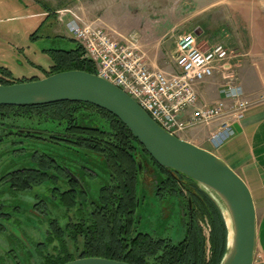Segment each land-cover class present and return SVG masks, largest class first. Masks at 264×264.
Returning <instances> with one entry per match:
<instances>
[{"label": "rangeland", "instance_id": "374dc122", "mask_svg": "<svg viewBox=\"0 0 264 264\" xmlns=\"http://www.w3.org/2000/svg\"><path fill=\"white\" fill-rule=\"evenodd\" d=\"M9 1L0 0V68H7L9 78L15 79L44 78L42 68H48L52 62L45 49L76 46L78 42L69 37L67 33H70L61 25L73 13L83 21L106 26L115 36L139 32L150 64L153 62L157 64L156 68L167 71L175 70L173 55L175 57L177 53L181 35L202 27L207 31V37H198L202 47L228 42L232 58L238 52L237 39H242L243 34L246 37L252 28L256 29L258 22H264V0H63V4L57 2L51 7L53 11L67 10L63 18L61 13L56 14L57 18L54 14L43 17L45 25L41 27L40 19L29 16L34 11L32 5L22 6L14 12L5 9ZM39 7L44 9L45 5ZM19 15L26 16L17 17ZM56 28L63 29L67 36L61 31V35L57 34ZM33 33L37 35L35 38ZM224 69L235 75L227 65ZM222 83L223 79L220 89ZM262 97L264 100V95L260 99ZM88 110L80 112L78 116L82 121L79 122L96 126L99 115L95 117V113ZM0 122L4 129L0 131V264H45L47 257L60 252V242L52 238L56 235L50 223L52 219L59 220L68 252L77 259L84 248V238L69 237L65 228L69 216L76 218V209L66 215L67 208L54 197V188L62 192L75 185L86 189L89 195L85 199L78 192L77 207L82 205L89 211L98 202L101 185L108 180L105 163L87 149L80 148V153H76L73 151L76 147L67 146L63 139L68 133L66 120L39 115L5 120L1 117ZM198 133L199 130L194 129L181 132L179 137L203 145ZM62 135L64 143L52 138H61ZM51 146L60 150L50 149L48 152L56 154L68 170L59 173L55 182L42 180L21 188L19 178L26 175L23 170L34 164V154H38V160L40 158L41 154L36 150L43 151ZM134 146L138 147L137 144ZM135 152L144 160L143 174L137 184L139 206L135 214V230L171 238L177 243L186 235V198L183 194H159L156 191L160 179L157 166L141 147ZM207 221L199 216L200 225L209 237Z\"/></svg>", "mask_w": 264, "mask_h": 264}, {"label": "trees", "instance_id": "16d2710c", "mask_svg": "<svg viewBox=\"0 0 264 264\" xmlns=\"http://www.w3.org/2000/svg\"><path fill=\"white\" fill-rule=\"evenodd\" d=\"M44 8L51 15V10L46 6ZM36 36V33L32 34L33 38ZM45 51L49 53L52 62L48 68H42L44 77L68 70L96 73L94 64L84 58V50L78 43L71 49ZM0 70H2L0 84L41 79V77L9 78L10 72L7 68L1 67ZM86 109H89L90 113H95V117L99 115L96 126L80 124L82 118L78 115ZM39 115H51L53 118L66 120L68 124L66 137L63 138L62 135L61 138L55 136L52 138L58 141L65 140L67 146L76 147L73 150L76 153H80L79 149L84 148L97 154L105 163L106 172L109 174L108 180L101 185L97 204L89 211L84 210L82 205L77 207L78 192L85 199L89 195L86 189L75 185L62 192L61 189L54 188L56 193H61L58 195L54 192V197L60 205L67 208L66 215L72 209H76V218L69 216L65 228L69 237L84 238V248L78 257H104L132 264H220L222 262L228 250L229 230L218 203L194 180L160 166L119 118L103 108L78 101L25 106L0 105V118L4 120ZM3 130L0 126V131ZM134 144L138 147L135 148ZM139 147L157 166L160 179L156 191L159 194L164 192L183 194L186 198L188 211V220L185 223L186 235L177 243L171 238L157 237L135 230L137 184L139 176L143 174L140 172V164L141 169L144 166L142 155L135 152ZM57 148L51 146L49 149L43 148V151L36 150V153L41 154L40 158L38 160V154H34V164L29 169L23 170L26 175L19 178L21 188H25L27 184L36 185L42 180L55 182L58 174L64 173L58 156L48 152L50 149L58 151ZM199 216L208 220L209 237L205 235L200 225ZM50 223L56 233L52 238L57 239L62 247L60 252L47 257L45 264H64L76 259L68 252L65 233L59 220L52 219Z\"/></svg>", "mask_w": 264, "mask_h": 264}, {"label": "built area", "instance_id": "2783aa9c", "mask_svg": "<svg viewBox=\"0 0 264 264\" xmlns=\"http://www.w3.org/2000/svg\"><path fill=\"white\" fill-rule=\"evenodd\" d=\"M66 27L82 46L84 58L94 64L96 74L123 89L176 136L217 122L209 140L220 148L234 136V123L263 100L250 99L236 76L224 69L231 55V48L224 42L204 48L196 33L181 35L175 55L177 68L167 71L148 64L137 31L115 36L106 26L83 21L77 15L66 22ZM216 74L222 75V97L203 102L197 86Z\"/></svg>", "mask_w": 264, "mask_h": 264}, {"label": "water", "instance_id": "95a60500", "mask_svg": "<svg viewBox=\"0 0 264 264\" xmlns=\"http://www.w3.org/2000/svg\"><path fill=\"white\" fill-rule=\"evenodd\" d=\"M63 101L85 102L112 113L160 166L197 182L218 203L229 230L228 250L220 264H254L258 223L252 192L245 180L214 152L167 131L133 97L96 73L68 70L37 80L0 84V105H44ZM224 208L229 213L232 230ZM64 264L132 263L80 257Z\"/></svg>", "mask_w": 264, "mask_h": 264}, {"label": "crops", "instance_id": "0c3cea01", "mask_svg": "<svg viewBox=\"0 0 264 264\" xmlns=\"http://www.w3.org/2000/svg\"><path fill=\"white\" fill-rule=\"evenodd\" d=\"M57 2L63 4V0H10L5 9L15 12L22 6L32 5L34 11L29 16L36 18V20L40 19L38 21L39 26L43 27L45 23H43L42 18L50 16V13L45 8H40L39 5L44 4L48 7L51 10V14H54L56 18V14L61 13L63 18L67 10L54 9L53 11V8L51 9L52 5ZM73 15L77 14L73 13ZM73 15L67 16L65 22L61 24L65 31L67 29L66 22L72 19ZM24 16L26 15H19L17 17ZM62 18L60 19L62 20ZM62 30L56 28L55 32L61 35L59 32H62ZM191 32H196V35L200 38L204 35L207 37V31L202 27L196 28ZM62 34L63 36L68 35L73 39L68 33L66 35V33L62 32ZM221 39L224 40V37H221ZM236 42H238V52L229 59L228 67L230 66V69L235 71L234 76H236L237 82L243 86L246 95L250 99L259 100L264 95V22H258L256 29L252 28L247 32L246 37L243 34L242 39H237ZM226 44L228 46L230 45L228 42ZM211 45V43L206 44L204 48H208ZM141 47L146 53L148 64L152 68H156L157 64L153 62L151 63L153 66L150 64L147 52L143 48L142 43ZM173 58L176 69L174 55ZM221 82L222 75L216 74L214 77L200 83L197 86L200 99L207 103L219 100L222 97L220 93ZM217 127L218 123L214 122L207 126L195 128L199 130L197 136L199 135L201 137L200 139H202L204 144L201 145L195 141L193 142L222 158L249 186L257 210L258 223V245L254 264H264V100H260L250 107L244 117L234 123V136L220 148H215L209 140V135ZM193 130L191 129L189 132Z\"/></svg>", "mask_w": 264, "mask_h": 264}, {"label": "bare ground", "instance_id": "6f19581e", "mask_svg": "<svg viewBox=\"0 0 264 264\" xmlns=\"http://www.w3.org/2000/svg\"><path fill=\"white\" fill-rule=\"evenodd\" d=\"M224 212H225V215L227 217L228 224H229V226H230V228L232 230V224H231V219H230L229 213H228V211L225 208H224Z\"/></svg>", "mask_w": 264, "mask_h": 264}, {"label": "flooded vegetation", "instance_id": "af4514ba", "mask_svg": "<svg viewBox=\"0 0 264 264\" xmlns=\"http://www.w3.org/2000/svg\"><path fill=\"white\" fill-rule=\"evenodd\" d=\"M60 143H64L63 141H59ZM62 166H63V168H64V170H68V169H66V166L64 165V164H62ZM80 186H81V183H80Z\"/></svg>", "mask_w": 264, "mask_h": 264}]
</instances>
